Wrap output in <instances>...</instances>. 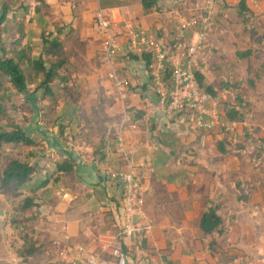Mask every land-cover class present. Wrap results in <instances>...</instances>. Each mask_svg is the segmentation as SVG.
Returning a JSON list of instances; mask_svg holds the SVG:
<instances>
[{"label": "rangeland", "instance_id": "obj_1", "mask_svg": "<svg viewBox=\"0 0 264 264\" xmlns=\"http://www.w3.org/2000/svg\"><path fill=\"white\" fill-rule=\"evenodd\" d=\"M1 1H6L17 17L10 13L2 27L0 46L4 50H0V56L13 55L16 47L24 49L35 59L42 51L43 37L52 38L63 29L61 54L67 58V64L61 75L68 80L56 79L49 84L50 92L44 93L42 75L23 61L29 83L27 91L20 93L0 73V104L4 109L3 113L0 112V129L11 130L13 123L18 124L37 142L36 146L4 145L0 152V174L12 159L37 162L41 166L19 194L11 188H3L0 183V264H61L54 249L60 244L58 227L49 223L46 209L50 207L59 213L62 194L75 191L77 180L74 174L57 173L56 163L63 159V153L68 149L82 150L91 158L101 138L110 136L114 140L119 119L124 114L119 103L121 98L108 78V67L103 61V38L93 30L98 13H113L108 8H101L100 0H97V9L93 8L96 0H88V10L82 9V0ZM106 1L118 3L113 12L119 18L137 20L143 14L141 0ZM194 1L188 0L183 5L158 12L161 22L166 25L153 24L151 29L161 32L162 36L168 32V39L172 40L179 29V20L173 11L184 12ZM237 1H216L214 25L207 43L196 57L195 68L204 75V85L212 86L219 93L221 109L224 103H233L236 95L248 102L250 113L246 122L239 124L234 134L208 132L213 142L209 147L217 148L219 139L226 140V148L231 150L229 155L238 157L245 174L243 183L247 187L242 193L243 199L248 202L252 196L261 197L253 207L245 204V208L255 215L252 218L256 228H264V153L259 155L257 151L258 146L264 144V0H248V11L244 14L236 6ZM239 51H250V55L241 58L237 54ZM126 54V51L119 53L117 61L123 64L119 67L121 72L127 70L123 76L128 80L130 93L137 78L131 75L129 64L125 65L128 61ZM143 77L151 89L148 75ZM129 104L127 110L131 113L135 107ZM163 115L170 123L173 115ZM175 121L171 127L177 129L187 124L184 117ZM176 142L173 149L179 145ZM140 143L147 147L145 140ZM160 149L163 150V145ZM78 171L82 174L80 180L84 187L98 179V171L103 173L94 162L79 161ZM48 176L49 184L38 189V184ZM28 196H33L39 203L37 207L25 210L24 200ZM237 215L231 211L225 224L227 220L232 221L229 224L233 223ZM241 234L233 239L227 236L226 249L231 253L226 254L224 263L250 253L259 259L256 264H264V248L261 246L259 252L256 249L257 229L253 236ZM31 242L42 247L35 254L27 255L26 247Z\"/></svg>", "mask_w": 264, "mask_h": 264}, {"label": "crops", "instance_id": "obj_2", "mask_svg": "<svg viewBox=\"0 0 264 264\" xmlns=\"http://www.w3.org/2000/svg\"><path fill=\"white\" fill-rule=\"evenodd\" d=\"M158 1L165 11L188 0ZM88 4V0H82V9L88 10ZM93 4V8H99L97 0ZM105 9L113 13L109 16L112 15L114 19H125L115 15L114 7ZM141 9L143 14L137 22L142 28L151 29L153 24L159 27L166 25L161 22L158 12L145 13L142 5ZM93 30L97 33L95 24ZM127 60L125 65L129 64L131 75L137 79L129 98L119 101L129 120L123 134L131 152L135 174L142 184L141 192L146 202L143 223L149 222L151 228L130 238H123L120 234L124 223V184L113 174L126 172L128 166L116 150L118 130L108 160H101V155L94 152L91 158L87 157L82 150L76 149L63 153V159L69 157L76 161L77 172L71 174L75 175L77 181L74 183L75 191L62 194L59 213L50 207L46 209L49 223L58 227L60 244L54 247L58 253L57 259L61 264H83L76 258L78 254L99 253L109 257L113 247L122 245L129 254L128 264H223L226 254L231 253L226 249L227 236L232 239L241 233L253 236L256 229V249L261 251V246L264 248V228H256L252 218L255 215L249 212L248 207L245 208V204L253 207L261 197L252 196L248 202L243 199L242 193L247 191V187L243 183L245 174L238 157L229 155L231 152L224 154L218 147H209L213 143L212 136L208 134L210 131L196 129L188 123L179 129L171 127L175 120H181L182 115L170 114L173 116L168 123L163 115L166 113L149 112L148 102L154 101L155 97L143 77L148 75L145 62ZM121 64L118 63L119 67ZM125 71L122 70V75ZM127 104L135 107V110L130 113ZM140 114V118H137ZM122 119H119V125ZM130 123L137 124V129L130 128ZM143 140L147 147L140 143ZM176 141L179 145L173 149ZM190 142L197 144L196 155L185 158L180 153V146ZM161 145L163 150L160 149ZM173 157L176 158L172 160ZM79 161L94 162L100 171L103 170V173L97 172L98 179L87 187L80 180ZM256 185L261 186L259 182ZM209 206H215L223 219L231 211L238 213L233 223L226 221L229 228L221 238L218 249L212 253L204 250L211 236L200 229L201 216Z\"/></svg>", "mask_w": 264, "mask_h": 264}, {"label": "built area", "instance_id": "obj_3", "mask_svg": "<svg viewBox=\"0 0 264 264\" xmlns=\"http://www.w3.org/2000/svg\"><path fill=\"white\" fill-rule=\"evenodd\" d=\"M217 0H195L191 7L175 9L173 13L179 20V29L172 40L168 34L162 36L158 31L144 29L136 19H114L106 13L96 15L97 34L103 38V61L108 67V78L121 100L129 98L128 80L119 70L117 57L121 52L136 50L152 55L151 90L155 100L148 102L151 113L182 115L188 124L196 129L234 134L237 126L244 122H232L226 118L217 99L201 86L196 74V60L199 52L208 41L209 31L215 21ZM117 136V152L127 161L126 172L113 174L124 184V223L121 226L123 238L142 234L151 228L145 221V198L142 184L135 174L131 152L127 148L124 127L128 117L123 114ZM137 129V124L130 123ZM83 264H128L129 254L122 245L111 249L109 257L94 253L77 255ZM259 259L250 253L236 256L224 264H256Z\"/></svg>", "mask_w": 264, "mask_h": 264}, {"label": "trees", "instance_id": "obj_4", "mask_svg": "<svg viewBox=\"0 0 264 264\" xmlns=\"http://www.w3.org/2000/svg\"><path fill=\"white\" fill-rule=\"evenodd\" d=\"M105 1V2H104ZM143 11L145 13H153L162 11V4L158 0H141ZM21 5V4H20ZM18 5V7L20 6ZM101 8L116 7L118 3L107 2L100 0ZM242 14L248 11V0H239L236 3ZM17 17V13L12 11L11 6L6 1L0 0V42L1 33L4 23L7 21L9 14ZM69 30H67L68 32ZM63 29L57 31V35L52 38L43 37V48L40 55L33 59L27 55L24 49H14V54L6 57L0 56V73L11 83V85L20 93L26 92L28 89L29 76L22 66L25 61L29 64L32 70L41 74L43 77L42 84L45 86L44 93H49V84L60 78L64 82L68 80L67 77L61 75V70L67 64V58L61 54L63 51V43L60 40ZM23 35V34H22ZM4 48L0 46V50ZM238 56L243 58L250 55V51H239ZM49 56L52 58L47 59ZM126 57L133 61H144L146 70L151 79L152 72V55L149 53L138 52L136 50H128ZM198 80L207 91L211 92L215 99L219 102V93L210 85H204V75L200 70H196ZM145 84V83H144ZM220 103V102H219ZM223 112L227 119L232 122H244L248 119L250 110L248 102L240 95L234 97L233 103H224ZM0 112H4L3 106L0 104ZM138 114V112L136 111ZM141 114L137 116L140 118ZM151 136V134L149 133ZM226 141V140H225ZM225 141L219 139L217 147L222 153H230L231 150L226 148ZM14 144L20 146H36L37 142L29 132L18 124H12L11 130L0 129V152L4 145ZM113 148L112 139L110 136H104L99 145L95 148V155H101V160H108L109 154ZM197 144L195 142L183 143L180 146V153L185 158H192L196 155ZM258 154L264 153V144L258 146ZM41 169L37 162L22 161L20 159H12L8 166L0 174V183L3 188H11L15 194H19L23 187L28 185L36 174ZM56 171L61 175L71 174L77 172V163L69 157H66L56 163ZM50 176L46 177L40 184L38 189L49 184ZM39 202L33 196H28L24 200L23 208L25 210L32 207H37ZM225 224V219L218 214L215 206H209L205 209L200 219V229L205 235H210V241L205 244L204 250L207 253H212L220 246V240L228 230ZM42 247L41 244L35 242L29 243L26 247V254L33 255Z\"/></svg>", "mask_w": 264, "mask_h": 264}]
</instances>
